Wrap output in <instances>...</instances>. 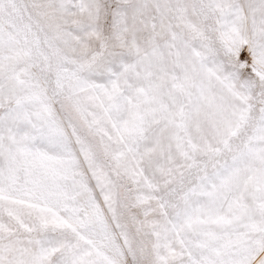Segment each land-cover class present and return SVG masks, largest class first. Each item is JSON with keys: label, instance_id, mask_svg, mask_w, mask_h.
<instances>
[{"label": "snow or ice", "instance_id": "obj_1", "mask_svg": "<svg viewBox=\"0 0 264 264\" xmlns=\"http://www.w3.org/2000/svg\"><path fill=\"white\" fill-rule=\"evenodd\" d=\"M0 264H264V0H0Z\"/></svg>", "mask_w": 264, "mask_h": 264}]
</instances>
